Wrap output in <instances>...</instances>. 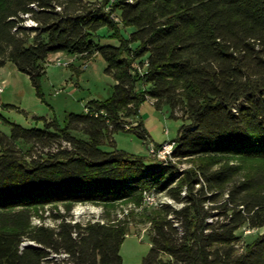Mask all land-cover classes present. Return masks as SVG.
I'll return each instance as SVG.
<instances>
[{"label": "trees", "instance_id": "obj_1", "mask_svg": "<svg viewBox=\"0 0 264 264\" xmlns=\"http://www.w3.org/2000/svg\"><path fill=\"white\" fill-rule=\"evenodd\" d=\"M111 1L0 0V67L13 62L40 93L51 56L99 54L117 82L111 98L69 115L65 127L54 120L0 135V264H123L128 221L59 214L48 227L33 218L50 205L67 213L141 205L146 190L175 204L147 215L153 250L144 264H264V0ZM28 17L36 25L26 29ZM148 99L186 122L177 154L197 162L177 177L176 167L102 149L130 131ZM19 142L33 150H17ZM38 145L56 148L35 158ZM246 227L259 232L240 252ZM26 239L36 246L23 248ZM53 253L67 260L50 261Z\"/></svg>", "mask_w": 264, "mask_h": 264}, {"label": "rangeland", "instance_id": "obj_2", "mask_svg": "<svg viewBox=\"0 0 264 264\" xmlns=\"http://www.w3.org/2000/svg\"><path fill=\"white\" fill-rule=\"evenodd\" d=\"M115 15L119 16L117 13ZM35 24L34 20L28 17L24 27L29 29ZM129 31L130 29H126L124 32L128 34ZM101 34H106V32L102 31ZM105 41L109 42L107 39ZM58 59H61L60 64ZM45 66L46 74L41 81L40 93L30 77L21 72L13 62L8 61L0 67V88L3 89L0 93V135L11 138L14 125L29 130H47L46 123L54 120H57L61 127H65L69 115L87 116L93 101H106L115 92L117 82L107 71V62L99 54L91 59H83L77 55L69 56L59 53L51 56ZM154 103L155 100H146L140 108L139 115L128 119L129 125L125 127L130 131L115 132L109 142L102 146V149L112 151L116 147L127 153L143 157L150 165L159 164L161 168L176 167L177 177L197 162L196 159L179 157L177 154V138L186 122L180 118L181 113L177 112L174 116L170 107L158 109ZM140 125H143L145 138L134 131L141 130ZM71 132L76 138L87 139V135L81 130L72 129ZM171 141H175L174 149L171 154L166 155L167 162L163 163L159 157L160 152L163 150V145ZM55 148H44L38 145L31 153L36 158L44 152L54 151ZM16 149L23 153L30 149L33 150L32 145L22 142L18 143ZM152 150L156 153H152ZM157 193L159 204L154 206L146 205L144 199L141 205L123 203L118 204L116 208L109 209L94 204H79L67 213L64 205H59V207L50 205L39 211V215L33 218V223L58 227L60 219L57 216L59 214L67 216V219L73 223L128 221L130 231L121 247L123 264H144L153 250L150 236L151 223L147 215L160 208L162 203L172 200L167 193ZM172 204L175 202L172 201ZM212 220V218L209 219L210 222ZM258 232V229L250 227L238 232L241 235L237 242L240 252H243L247 244L255 239ZM30 243L33 242L26 239L23 248ZM47 259L61 262L67 260V254L53 253ZM44 264H54V262L46 261Z\"/></svg>", "mask_w": 264, "mask_h": 264}, {"label": "built area", "instance_id": "obj_3", "mask_svg": "<svg viewBox=\"0 0 264 264\" xmlns=\"http://www.w3.org/2000/svg\"><path fill=\"white\" fill-rule=\"evenodd\" d=\"M116 1L117 0H112L111 2L114 3ZM107 10L110 11L111 10V7H108ZM112 17L114 18V20L116 22L121 23V19H120L119 16H116L115 14H112ZM58 60H59V64H60L61 59H58ZM2 91H3V89L0 88V93ZM174 142L175 141H171V142L166 143V144L163 145V150H161L160 155H159V157L162 159L161 160L162 162H167L166 155L169 154V151L172 149ZM152 153H156V152L154 150H152ZM161 155H163V156H161ZM147 201H156V196H151V194L147 191V196L144 197V203L146 205H147Z\"/></svg>", "mask_w": 264, "mask_h": 264}, {"label": "bare ground", "instance_id": "obj_4", "mask_svg": "<svg viewBox=\"0 0 264 264\" xmlns=\"http://www.w3.org/2000/svg\"><path fill=\"white\" fill-rule=\"evenodd\" d=\"M32 24H33V23H32ZM174 145H175V143H174ZM173 149H174V148L172 147V149L169 151V154H171V152H172ZM173 153H174V151H173ZM173 153H172V154H173ZM175 158H176V157H175ZM161 162H162V161H161ZM163 163H164V162H163ZM165 163H166V162H165ZM148 192L151 194V196H156V201H147V204L150 205V206L158 205V204H159V199L157 198L158 193H157L156 191H148ZM143 196H144V197L147 196V190L144 191ZM164 204H172V200H168V202H166V203H162L161 206H163Z\"/></svg>", "mask_w": 264, "mask_h": 264}, {"label": "water", "instance_id": "obj_5", "mask_svg": "<svg viewBox=\"0 0 264 264\" xmlns=\"http://www.w3.org/2000/svg\"><path fill=\"white\" fill-rule=\"evenodd\" d=\"M34 247L35 246V244L34 243H30L28 246L26 245V247Z\"/></svg>", "mask_w": 264, "mask_h": 264}]
</instances>
